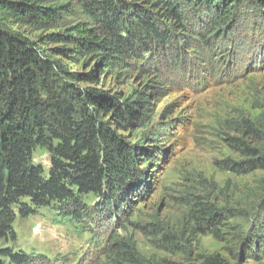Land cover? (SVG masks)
I'll return each instance as SVG.
<instances>
[{
    "label": "rangeland",
    "instance_id": "374dc122",
    "mask_svg": "<svg viewBox=\"0 0 264 264\" xmlns=\"http://www.w3.org/2000/svg\"><path fill=\"white\" fill-rule=\"evenodd\" d=\"M153 1L126 0L157 12L160 26L169 31L165 46L139 49L121 67L97 72L94 85L89 79L76 82L121 101L145 102L133 104V119L118 131L136 148L126 193L91 222L64 219L57 203L37 207L23 200L32 210L21 216L14 207L12 236L0 240V248L35 259L29 264H102L114 236L133 242L150 264H202L209 257L225 264H264L263 247L253 254L248 242L264 201V171L234 168L247 158L245 146L259 147L264 156V140L249 131L250 126L264 130V6L256 9L259 0H241L229 22L217 26L206 6L180 0L186 14L180 26ZM46 4L71 7L60 27L7 22V28L34 42L63 70L87 74L96 55L43 39L64 33L68 25H91L90 18L73 0ZM213 27L215 33L205 38ZM32 161L46 172L49 154L39 146ZM99 200L81 195L85 207ZM0 260L14 264L1 255Z\"/></svg>",
    "mask_w": 264,
    "mask_h": 264
},
{
    "label": "trees",
    "instance_id": "16d2710c",
    "mask_svg": "<svg viewBox=\"0 0 264 264\" xmlns=\"http://www.w3.org/2000/svg\"><path fill=\"white\" fill-rule=\"evenodd\" d=\"M48 1L0 0V240L12 236L14 207L21 216L31 212L22 202L25 199L37 207L57 203V213L75 222H91L99 211L106 213L119 205L126 193L124 183L136 163V148L118 132L119 127L133 119L134 103L145 102L139 97L121 101L95 86H77L76 82L89 79L94 85L97 72L121 67L125 59L138 55L139 49L167 43L169 31L160 26L157 12L126 0H73L91 25H68L64 33H48L43 40L71 43L81 52L96 55V60L87 74L67 72L58 60L39 52L34 42L7 28V22L39 29L60 27L71 7L46 4ZM193 1L209 9L217 26L226 25L241 3ZM258 3L256 9L264 6V0ZM152 6L180 26L186 18L180 0H154ZM249 131L264 140V130L257 132L250 126ZM39 146L49 154L46 172L32 161ZM245 157L234 163L235 169L264 171L259 147L245 146ZM89 193L100 197L94 207L82 205L81 195ZM202 212L215 216L214 211ZM252 229L248 242L253 254L261 247L264 252V201ZM112 241L102 264H150L133 242L116 236ZM0 255L14 264L35 260L8 248H0ZM0 264L4 262L0 260ZM202 264L225 263L219 257H209Z\"/></svg>",
    "mask_w": 264,
    "mask_h": 264
}]
</instances>
